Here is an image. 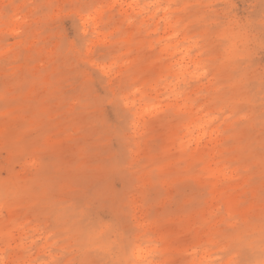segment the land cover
<instances>
[{"label":"clouds","instance_id":"9594fccd","mask_svg":"<svg viewBox=\"0 0 264 264\" xmlns=\"http://www.w3.org/2000/svg\"><path fill=\"white\" fill-rule=\"evenodd\" d=\"M0 264H264V0H0Z\"/></svg>","mask_w":264,"mask_h":264}]
</instances>
